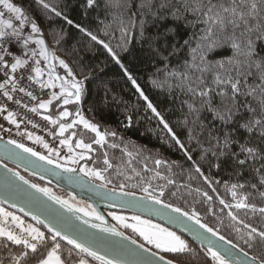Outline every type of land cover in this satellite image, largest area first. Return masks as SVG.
I'll return each mask as SVG.
<instances>
[{
    "label": "snow or ice",
    "instance_id": "snow-or-ice-1",
    "mask_svg": "<svg viewBox=\"0 0 264 264\" xmlns=\"http://www.w3.org/2000/svg\"><path fill=\"white\" fill-rule=\"evenodd\" d=\"M36 3L46 15L54 14L55 17H63L69 24L73 23L64 12L67 5L58 11L46 0H36ZM95 6L97 0H86L87 8ZM125 7L129 11V20L131 15L144 17L138 25H132L136 29L133 36H139L141 47L124 48L122 56L104 41L99 43L136 86L147 101V108L159 118L174 144L187 154L189 149L185 148L173 128L140 89L124 61L148 54L164 64V71L169 77L184 82L181 90L191 97V102L184 101L192 117L190 138H196L199 143L200 137H211L209 148L202 155L203 158L211 153L206 170L211 172L216 169L219 172L231 169L229 180L223 181L225 195L230 193V199H225L213 186L222 182L210 179L202 171L203 166H197L195 171L209 190L197 187L192 191L207 202H212L214 198L218 200L220 213L230 219V227L241 233L243 246L226 239L216 227L202 222L201 214L195 208L185 210L166 200V193L169 198L176 197L181 189L188 188L183 184L177 186V180L167 175L172 171L174 162L148 155L137 169L133 165L141 157L142 148H138L133 141L125 143L116 130H102L99 123L81 114L79 106L90 93L89 86L93 83L101 86L98 101L101 108L115 99L103 87L106 81L98 80L104 68L79 60L74 71L69 62L58 59L49 50L35 19H30L21 7L10 0H0V38L9 35L10 30L12 35L22 38L25 48L39 46L15 56L10 51L0 55V66L4 68L0 92L8 101L32 113L45 110L48 114H44L43 119L54 129L49 131V135L57 145L50 146L43 137L34 138L33 133L27 131L20 134L41 144L47 154L16 139L0 143V244L9 253L7 262L0 259V264H193V259L201 254L205 264H233L226 256L233 255L234 249L239 250V258L234 264H264V228H257L240 216V210L264 216V206L250 200L252 192H259L264 197V191H261L264 189V0H230V3L219 4L208 0L195 5L186 3L182 10L170 5L167 0H160L158 4L155 0H140L139 5L135 0H129ZM6 14L15 15L5 19ZM181 23L189 28L200 25L203 28L195 47L192 46V38L183 40V45L190 49L189 58L179 68L170 69V57L179 48V45L174 46V42H170V37H174ZM26 26H30V33L25 37ZM76 27L91 40H97L87 25L77 24ZM53 40L59 43L55 34ZM224 44L233 50V55L223 61L209 60L208 54ZM0 52H4L2 44ZM5 56L12 57L13 62L9 64ZM57 59L64 76L53 75ZM42 61L46 62L44 66ZM30 64L34 65L31 72L19 77L16 75L19 69H26ZM212 68L216 71L210 77L206 76ZM22 81L29 86L34 83L37 88L30 89ZM153 83L157 85L156 81ZM57 86L58 92L55 91ZM157 86L163 88L164 84ZM44 89L51 90L49 99L31 107L25 102L24 98L37 101ZM70 104L76 105V110L70 111L67 107ZM5 112L6 119L19 129L17 113L0 107V115ZM205 113L211 114V120L219 121L224 127L215 128L211 122L205 126ZM125 121L121 123H125L126 127L132 126L133 115H127ZM185 122L189 123L187 119ZM33 127L37 125L33 124ZM240 129L246 132L245 137L238 136ZM85 132L94 134L89 142L84 139ZM195 132H199V136H193ZM110 150H119L121 158L110 156ZM96 152H99L98 157L93 155ZM187 159L191 160V155H187ZM5 161H10L17 168L23 166L25 172L31 170L33 175L39 174L41 180L46 175L61 177L69 184L95 193L107 201L109 207L116 206L118 202L122 209L132 210L134 214L118 215L110 211L107 216L117 222L110 223L95 207L81 204L74 195L67 199L56 195L50 187L33 183ZM207 211L217 215L211 206ZM146 216L160 217L167 219L169 224L182 226L193 237V242ZM28 217L31 222L27 221ZM121 227L125 231H121ZM127 230L131 234H127ZM196 241L199 242V249L193 247ZM218 241L230 245L223 255L218 250ZM250 252L253 254L250 255Z\"/></svg>",
    "mask_w": 264,
    "mask_h": 264
},
{
    "label": "trees",
    "instance_id": "trees-1",
    "mask_svg": "<svg viewBox=\"0 0 264 264\" xmlns=\"http://www.w3.org/2000/svg\"><path fill=\"white\" fill-rule=\"evenodd\" d=\"M10 1L17 7H21L30 19H35L39 27L48 32L50 41L57 45L59 55H61L62 59L69 62L70 67L74 71L76 70V62L79 60L104 68V73L99 75L98 80L106 81L103 87L107 88L109 94L115 97V99L109 100L107 107L101 108L98 104L101 86L98 83L91 84L89 86L91 89L90 93L82 99L80 105L83 116L86 119L99 123L102 130H116L118 136L124 138L125 143L133 141L138 148H142L141 157L133 165L137 169L143 163L144 157L148 155L152 158H162L169 162H174L172 171L167 173V175L169 178L177 180V186L183 184L188 185V188L187 190L181 189L176 197L169 198L166 193V200L185 208V210L195 208L200 212L202 222L216 227L221 234L225 235L226 239H231L233 242L240 243L243 246V241L240 239L241 233H238L234 227L229 226L230 219L220 213L218 200L214 198L212 202H207L200 194L192 191V189L197 187L205 191L209 190L208 185L204 183L195 171L197 166H203L202 171H205V174L209 175L210 179L215 178L222 182L219 186H213L217 187L225 199H230V193L225 195L223 181L229 180L228 173L231 169L225 168L219 172L216 169H212L211 172L206 170L211 153L203 158L202 155L205 149L209 148L208 141L211 137L207 135L200 137L199 143L196 138H190L192 117L189 115L187 104L184 101L191 102V97L181 90L184 82L177 78L169 77L164 71V64L158 58L150 57L148 54H142L135 59L129 57L124 61L125 65L130 69L133 78L140 85V89L148 96L169 126L173 128V131L180 138L181 142L185 144V148L189 149L187 154L178 145L174 144L171 135L164 129L159 118L147 108V101L140 95L136 86L131 83L120 66L112 61L108 51L99 43L101 40L104 41L113 51L122 56V49L124 48L134 46L139 49L141 47L139 36H133V32L136 29L132 25H138L139 22L143 21L144 17L131 15V20H129V11L125 7L129 3V0H97V6L93 8L86 7V0H46L49 4L55 5L58 11L61 7L67 5L64 8V12L68 16V19L72 20V24L67 23L63 17H55L54 14L46 15L44 11L39 10L36 0ZM155 2L158 4L160 0H155ZM167 2L182 10L183 5L186 3L195 5L199 2L207 3L208 0H167ZM211 2L213 4L221 2L230 3V0H211ZM135 3L139 5L140 0H135ZM188 16L189 19L192 18L190 13H188ZM77 24L81 26L87 25L93 34L97 36V40L93 41L85 33H82L76 27ZM201 28H203V25L192 28L182 23L179 25L174 37H170V42H174V46L179 45L175 55L170 57L168 63L170 69L179 68L189 58L190 49L183 45V40L192 38V46L195 47L198 37L201 35ZM125 31H127V36L125 35ZM193 33L196 34L195 37H193ZM54 34L59 43L54 42ZM257 51L259 52L260 49L258 48ZM232 55L233 50L227 44H224L214 52L209 53L208 59L223 61ZM214 71L216 69L212 68L205 75L210 77ZM80 78L82 79V77ZM153 81H156L157 85L163 83L164 87L161 88L154 85ZM178 84L181 86L178 87ZM127 115H133V124L130 127L125 126V117ZM205 117L206 119L203 121L205 126L211 122L215 128L224 127L219 121H212L211 114L205 113ZM186 119L189 123L185 122ZM246 135L243 129L239 130V137H245ZM193 136H199V132L193 133ZM233 147L235 148V146ZM93 155L98 157L99 152L93 153ZM109 155L117 159L121 158L119 150H110ZM187 155H191L192 159L188 160ZM148 163L151 166V160ZM89 166L91 167L92 164L90 163ZM21 171L34 183L50 187L56 195H61L66 199L72 196L52 183L41 180L23 170ZM246 175L248 174L246 173ZM113 181L114 183L117 182L114 175ZM252 182L255 181L253 180ZM261 191H264V189H261ZM209 194L212 195L210 191ZM250 200L258 206H264V197H261L259 192H252ZM77 201L79 200L77 199ZM210 206L215 208L217 215L213 216L207 211ZM120 211L128 212L125 210ZM240 216L257 228H264V216H261L259 213L253 214L250 210H240ZM26 219L28 222H31L30 217ZM221 220H223L222 224L220 223ZM121 229L125 231L123 228ZM127 234L131 233L127 231ZM133 238L135 237L133 236ZM188 240L193 242V240ZM65 245L66 242L62 247ZM193 247L199 249V244L194 242ZM251 254L253 253L250 252ZM8 255V251L0 244V259L7 262ZM193 264H205L204 256L202 254L196 256L193 259Z\"/></svg>",
    "mask_w": 264,
    "mask_h": 264
},
{
    "label": "built area",
    "instance_id": "built-area-1",
    "mask_svg": "<svg viewBox=\"0 0 264 264\" xmlns=\"http://www.w3.org/2000/svg\"><path fill=\"white\" fill-rule=\"evenodd\" d=\"M15 14L7 15L4 17L5 19H10ZM15 23V21H14ZM43 32V37L47 41V45L49 47V50L54 53L55 57L58 59H62L61 55L58 53L57 45L55 43H52L49 39V34L46 30L41 29ZM30 33V26H26L24 28L23 36H28ZM35 35V34H32ZM0 44L3 45L4 52H0V55H4L6 52H11L12 56L17 55L18 53H21L22 51H28L29 49L35 47L36 49L39 48L38 45H29L28 48H25L23 45V41L21 37H17L15 35H12L9 30V35L0 38ZM5 59L8 61L9 64L13 62L12 57L5 56ZM58 59L56 61V67L53 74H59L61 76H64V70H62L58 64ZM46 62L42 61V66H44ZM32 67L34 65H29L26 69H19L16 73V75L19 77L20 75H27L29 72H31ZM4 82V68L0 66V83ZM22 83H25L26 86L30 87V89H36L37 85L32 83L30 86L27 85L25 81H22ZM55 91H59L58 88L55 89ZM51 96V90L44 89L42 93L38 95L37 101H31L29 98H24L25 102L29 103L30 107L35 106L41 101L49 99ZM19 98V97H17ZM0 107H6L8 110L14 111L17 113V120L20 123V128L17 129L15 125L11 124L7 119V112L0 115V135L7 139H16L19 142H22L26 144L29 147L35 148L36 151L42 152L47 154V150L43 148V146L39 143H36L35 140H28L25 135H21L20 133H23L25 131L32 132L35 136H41L46 140L50 146H57L56 142L53 141L52 136L49 135V131H54V129L51 128V125L43 119V115L45 114L42 110H39L38 113H32L28 109L14 104L12 101H8L6 97L2 95V92H0ZM28 121H31L32 123H28ZM33 124L37 125V127H33ZM7 129H11V131H7Z\"/></svg>",
    "mask_w": 264,
    "mask_h": 264
},
{
    "label": "water",
    "instance_id": "water-1",
    "mask_svg": "<svg viewBox=\"0 0 264 264\" xmlns=\"http://www.w3.org/2000/svg\"><path fill=\"white\" fill-rule=\"evenodd\" d=\"M0 137H2V139H0V143H4V142H6L8 140L7 138L3 137L2 135H0ZM5 163H7L10 168L16 169V170L20 171L22 175H24L22 173V171H21V170L24 171L23 166H20L19 168H17V166L15 164L11 163L10 161H5ZM0 171H2V170H0ZM28 173L32 174L31 170H29ZM34 176L39 178V174L34 175ZM27 179H29V178H27ZM44 180L49 182V183H52V184L58 186L62 190L70 193L71 195H74L76 197V199H78L79 201H82V202H84V203H86L88 205H91V206L95 207L98 211H101L102 214H104L107 219H109L110 223H113V222H112L111 218L109 216H107V213L109 212V210H125V211L133 213L132 210L122 209L119 206L118 202H117L116 206L109 207L108 202L105 201L104 199H102L101 197L97 196L95 193H93V192H91V191H89L87 189L81 188L80 186L69 184L66 180L62 179L61 177L46 175ZM147 218H151L152 220H155V221H157V222H159V223H161V224L173 229L177 233L183 235V237H185L187 239H190V240H193V237L189 233L184 231L182 226L175 225V224H169L167 219H162L160 217H147ZM189 223H193V222L190 221ZM120 230L122 231L121 228H120ZM213 239H217V238L213 237ZM196 243L199 244L198 241H196ZM229 247H230V245H228L226 242L218 241V250L221 251L222 255L224 254V250L229 248ZM238 254H239V250L238 249H234L233 250V255L226 256V259L232 260L233 264H234L235 260H237L239 258Z\"/></svg>",
    "mask_w": 264,
    "mask_h": 264
},
{
    "label": "rangeland",
    "instance_id": "rangeland-1",
    "mask_svg": "<svg viewBox=\"0 0 264 264\" xmlns=\"http://www.w3.org/2000/svg\"><path fill=\"white\" fill-rule=\"evenodd\" d=\"M11 2V1H10ZM57 85H59V82L57 81ZM57 88L59 89V86H57ZM68 107V109L70 110V111H74V110H76V108H77V106L76 105H74V104H72V105H68L67 106ZM79 110L81 111V106H79ZM45 114H48L47 112H45V110H42ZM81 114L83 115V112L81 111ZM84 139H85V141L86 142H89L90 140H91V138L94 136V134L93 133H90V132H85L84 134ZM94 147H95V145H94ZM81 204H84V202H82V201H79ZM110 211H113V212H116L118 215H127V216H131V215H133L134 213H131V212H123V211H120V210H109V212ZM18 214V213H17ZM111 218V217H110ZM145 218H147V217H145ZM114 224H116L117 222H115V221H112ZM153 222L154 223H158V224H161V223H159V222H157V221H155V220H153ZM162 226H164V227H167V226H165V225H163V224H161ZM118 227H119V225H118ZM122 228V227H121ZM169 228V227H168ZM171 229V228H170ZM171 230H173V229H171ZM128 232H130V230H127ZM174 231V230H173ZM131 233V232H130ZM177 234H179V233H177ZM134 236V235H133ZM135 237V236H134ZM136 238V237H135Z\"/></svg>",
    "mask_w": 264,
    "mask_h": 264
},
{
    "label": "crops",
    "instance_id": "crops-1",
    "mask_svg": "<svg viewBox=\"0 0 264 264\" xmlns=\"http://www.w3.org/2000/svg\"><path fill=\"white\" fill-rule=\"evenodd\" d=\"M53 75H55V74H53Z\"/></svg>",
    "mask_w": 264,
    "mask_h": 264
}]
</instances>
